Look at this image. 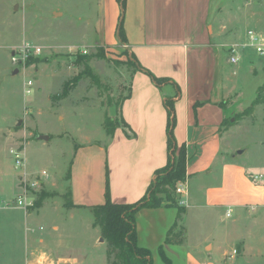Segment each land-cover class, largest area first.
I'll list each match as a JSON object with an SVG mask.
<instances>
[{
  "label": "rangeland",
  "instance_id": "1",
  "mask_svg": "<svg viewBox=\"0 0 264 264\" xmlns=\"http://www.w3.org/2000/svg\"><path fill=\"white\" fill-rule=\"evenodd\" d=\"M97 1L0 0V264H26L27 255L30 264L122 262L94 225L93 209L67 205L79 146L105 148L93 171L96 182L108 179L105 124L108 117L120 121V103L134 70L124 49L95 42ZM228 10L225 34L215 41H247L249 27H261L246 26L252 14L261 18L264 35V0H230ZM25 46L30 47L26 55ZM224 48L229 58V47ZM236 54L239 60L227 63L224 147L264 182V53L241 45ZM21 151L24 165L17 167ZM43 170L48 178L30 186ZM24 194L32 204H18ZM25 209L31 215L25 216ZM256 215L239 225L250 249L232 264H264V212ZM217 218L219 224L221 213ZM233 244H225L230 252Z\"/></svg>",
  "mask_w": 264,
  "mask_h": 264
},
{
  "label": "crops",
  "instance_id": "2",
  "mask_svg": "<svg viewBox=\"0 0 264 264\" xmlns=\"http://www.w3.org/2000/svg\"><path fill=\"white\" fill-rule=\"evenodd\" d=\"M97 2L95 42L113 50L127 47L144 67L171 78L179 87L177 91L169 83L160 88L147 72H132L131 95L119 107L129 126L117 127L106 148L111 199L116 203L138 201L155 171L167 164L164 95L178 92L174 134L188 155L187 192L178 195V203L185 210L179 215V208L171 204L142 208L137 214L138 243L151 250L153 264H165L161 247L173 264L235 263L238 254L250 249L239 225L264 212V182L255 180L245 163L224 147V97L231 81L224 46L236 41L217 42L215 36L225 34L230 0H125L127 46L117 35L122 13L119 0ZM245 22L248 27L263 26L258 15L252 14ZM260 28L254 30L262 33ZM240 36L237 31L236 37ZM102 152L105 148L100 143L81 145L77 150L70 185L75 207L105 202L107 180L96 182L93 171V164L103 160ZM27 215L31 213L25 209ZM177 224L182 227L180 233ZM35 237H31L28 252ZM228 242L234 243L232 252L225 246ZM30 263L27 255L26 264Z\"/></svg>",
  "mask_w": 264,
  "mask_h": 264
},
{
  "label": "trees",
  "instance_id": "3",
  "mask_svg": "<svg viewBox=\"0 0 264 264\" xmlns=\"http://www.w3.org/2000/svg\"><path fill=\"white\" fill-rule=\"evenodd\" d=\"M119 2L121 4L122 13L118 24L117 35L120 43L126 45L127 39L123 27L125 0H119ZM125 52H127L130 58V63L134 66L133 71L143 70L147 72L151 76L153 82L160 88L163 84L171 83L175 86L177 91L179 90V87L171 78L159 77L151 70L144 67L127 47ZM177 94L178 92L174 95H164V104L168 112V162L165 166L155 171L154 178L152 179L144 196L133 203H116L111 199L109 182L107 179L105 202L91 206L95 214L94 225L99 226L102 236L109 242L110 245L118 249L119 256L122 260L121 264H153L151 250L139 245L137 238V214L142 208H154L171 204L179 208V215H181L185 210L183 206L179 205L178 197L175 196V188L177 184L180 181H185L187 178L188 162L187 149L184 144L181 146L178 145L174 134L176 126L175 98ZM130 95L131 84L129 86L128 93L122 100ZM257 101L258 98L254 100V103H257ZM199 104L200 102H198L196 106ZM250 108L251 107L247 108V110H250ZM227 120L228 118H225L223 125L227 123ZM105 125L110 137L113 136L117 127L129 126L121 115L120 121H116L112 117H108ZM127 135L130 136L129 133H127ZM69 197L70 200L67 202V205L77 206L72 202L70 190ZM173 229L169 231V236ZM167 240H170V237H167ZM237 251L239 252V248H237ZM160 252L165 264H173L172 260L165 254L162 247L160 248Z\"/></svg>",
  "mask_w": 264,
  "mask_h": 264
},
{
  "label": "built area",
  "instance_id": "4",
  "mask_svg": "<svg viewBox=\"0 0 264 264\" xmlns=\"http://www.w3.org/2000/svg\"><path fill=\"white\" fill-rule=\"evenodd\" d=\"M248 40L243 42V43H238L237 41L234 42L232 45H230L229 50H230V57L229 60L231 62H237L239 60V56L236 54V52L238 51V47H240L242 45L243 47H247V46H252L255 47L257 51L264 53V35L262 33H259L257 30L254 29H249L248 30ZM30 49L29 46H25L23 48V52L26 55V52H28V50ZM36 52H41V48L40 47H36L35 48ZM13 60L15 62L19 61V57H13ZM28 84H32V81H29ZM24 158H23V154L22 151L19 153H16V166L20 167L24 165ZM40 177H37V179L35 181H32L29 183L30 186H36L38 183L40 184L41 180H44L45 178H48V173L46 170H43L40 175ZM178 194H182L187 192V184L185 183V181H180L177 184V188H176ZM18 204L22 205V206H27L29 204H32L31 202L26 201V196L24 194L20 195L18 197ZM231 211H228V215H230ZM235 253H237V249L234 250Z\"/></svg>",
  "mask_w": 264,
  "mask_h": 264
},
{
  "label": "water",
  "instance_id": "5",
  "mask_svg": "<svg viewBox=\"0 0 264 264\" xmlns=\"http://www.w3.org/2000/svg\"><path fill=\"white\" fill-rule=\"evenodd\" d=\"M56 13H57V12H56ZM17 71H18V69L15 70V72H17ZM21 122H22V119H20L18 123L20 124ZM43 137H44V138H48L47 135H43ZM239 153H241V150H239ZM101 240H103V238H102Z\"/></svg>",
  "mask_w": 264,
  "mask_h": 264
}]
</instances>
